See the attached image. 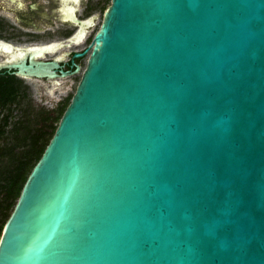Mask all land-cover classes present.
Listing matches in <instances>:
<instances>
[{
    "label": "water",
    "instance_id": "water-1",
    "mask_svg": "<svg viewBox=\"0 0 264 264\" xmlns=\"http://www.w3.org/2000/svg\"><path fill=\"white\" fill-rule=\"evenodd\" d=\"M0 264H264V0H112Z\"/></svg>",
    "mask_w": 264,
    "mask_h": 264
},
{
    "label": "flooded vegetation",
    "instance_id": "flooded-vegetation-1",
    "mask_svg": "<svg viewBox=\"0 0 264 264\" xmlns=\"http://www.w3.org/2000/svg\"><path fill=\"white\" fill-rule=\"evenodd\" d=\"M111 1L0 0V40L37 45L38 61L51 63L65 53L61 61H55V70H49L55 78L18 73L19 61L0 66V91L16 84L30 95L34 89L61 91L70 80L74 83L70 90L75 91ZM70 90L65 91L74 92Z\"/></svg>",
    "mask_w": 264,
    "mask_h": 264
},
{
    "label": "trees",
    "instance_id": "trees-1",
    "mask_svg": "<svg viewBox=\"0 0 264 264\" xmlns=\"http://www.w3.org/2000/svg\"><path fill=\"white\" fill-rule=\"evenodd\" d=\"M72 94L68 93L53 107H46L34 102L19 84L1 89L0 235L28 174L52 137ZM12 104L13 107H7Z\"/></svg>",
    "mask_w": 264,
    "mask_h": 264
},
{
    "label": "rangeland",
    "instance_id": "rangeland-1",
    "mask_svg": "<svg viewBox=\"0 0 264 264\" xmlns=\"http://www.w3.org/2000/svg\"><path fill=\"white\" fill-rule=\"evenodd\" d=\"M70 81H65L63 83L64 87L61 91H56L55 89H53L52 91L48 92L47 89H34V91H32L31 93V96L34 102L46 107H53L58 101H60L67 95L68 92H66L65 90L69 91L71 86L74 88V83L72 84ZM73 91L74 90H70V92Z\"/></svg>",
    "mask_w": 264,
    "mask_h": 264
}]
</instances>
